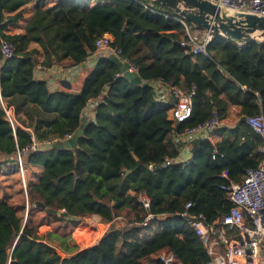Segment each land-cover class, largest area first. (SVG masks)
I'll list each match as a JSON object with an SVG mask.
<instances>
[{"label": "trees", "instance_id": "1", "mask_svg": "<svg viewBox=\"0 0 264 264\" xmlns=\"http://www.w3.org/2000/svg\"><path fill=\"white\" fill-rule=\"evenodd\" d=\"M29 3L33 12L23 32H4ZM171 17L191 24L150 0H98L91 7L63 0H0V40L13 47L11 57L0 58V96L6 109L13 106L15 114L22 111L32 119L12 125L0 105V165L14 162L16 151L33 142H47L25 154L27 164L42 167L38 182L27 186L25 224L24 205L0 200V264L210 261L181 213L192 202L189 212L201 214L206 223L227 215L231 203L221 186L240 182L263 159V140L243 117L264 109V42L239 45L213 35L206 54H193L180 45L187 36ZM103 34L137 68L142 83H130L109 56L97 58L78 92L52 91L35 78L40 50L45 67L71 68L93 54ZM156 81L193 91L187 119H170L172 101L156 100ZM97 99L94 120L82 123L83 109ZM230 106H237L240 116L232 135L216 143L192 139L190 159L174 162L182 147L176 137L214 113L222 121ZM79 128L73 149L51 146ZM141 191L149 197L148 208L138 201ZM36 212L45 220L36 219ZM148 212L155 218L143 225ZM91 216L109 228L94 244L70 246L73 230ZM119 217L124 227L113 228ZM161 256L171 259L164 263Z\"/></svg>", "mask_w": 264, "mask_h": 264}, {"label": "built area", "instance_id": "2", "mask_svg": "<svg viewBox=\"0 0 264 264\" xmlns=\"http://www.w3.org/2000/svg\"><path fill=\"white\" fill-rule=\"evenodd\" d=\"M221 6H226L239 11H250L264 15V0H208ZM146 7L145 5H143ZM179 21L187 39L180 42L183 47H188L193 54H206V46L211 41L213 33L206 29H200L193 24L185 22L182 18L171 17ZM112 37L103 34L95 40L93 54L96 58L104 56H116L128 65V70L137 73V68L127 58L121 57V50L112 46ZM13 55V47L7 41L0 40V58H8ZM193 91L185 93L178 88L169 86L167 91L156 90V100L167 102L172 98V105L168 109V115L174 123L183 121L189 117L191 111V96ZM0 105L4 108L9 122L14 125L3 99L0 96ZM243 123L259 135L263 143L259 147L263 155L262 161L257 167L248 169L240 182H232L221 186L227 192L231 203V209L225 216L206 223L201 214L193 215L189 208L193 205L188 202L181 216L187 220V225L193 228L201 238L210 261L207 264H264V109L258 114L244 116ZM223 123L214 113L206 122L186 129L181 135L185 139L207 138L208 134L222 127ZM207 135V136H206ZM70 136L65 137L68 138ZM47 142H33L21 150L16 151L15 162L20 170L23 169L22 156L31 151H36ZM217 151L213 152V157ZM151 169V166L149 167ZM226 177V171L222 173ZM138 201L144 208L149 207V197L141 191ZM155 216L147 213L143 225H148ZM99 220V219H98ZM227 231H235V235H228ZM161 259L167 263L170 257Z\"/></svg>", "mask_w": 264, "mask_h": 264}, {"label": "water", "instance_id": "3", "mask_svg": "<svg viewBox=\"0 0 264 264\" xmlns=\"http://www.w3.org/2000/svg\"><path fill=\"white\" fill-rule=\"evenodd\" d=\"M161 6L173 10L194 26L200 29L211 31L214 35L221 36L236 44L244 45L251 41L264 42V15L239 11L226 6H221L208 0H150ZM110 59L115 61L122 75L132 84L142 83L137 73L129 71L128 65L116 56L110 55ZM172 99V98H171ZM81 122L85 123L84 116ZM82 128L70 137L57 140L51 144L52 147L71 150L76 147V143L81 136ZM174 162H179L176 158ZM128 172V170H125ZM36 206L43 205L35 201ZM74 219L73 216L70 217ZM26 222L24 218L23 225Z\"/></svg>", "mask_w": 264, "mask_h": 264}, {"label": "crops", "instance_id": "4", "mask_svg": "<svg viewBox=\"0 0 264 264\" xmlns=\"http://www.w3.org/2000/svg\"><path fill=\"white\" fill-rule=\"evenodd\" d=\"M32 12H33V7L29 3L25 6V9L22 13V17L18 20V22L14 23V24L7 25L4 32L11 33V34L12 33H22L24 30V25L27 23V21L32 16ZM12 26H15L16 28L15 27L12 28ZM30 47L40 50V48L35 43H31ZM102 56H104V55H102ZM36 58H37V61L39 63L36 65V67L34 69V76L36 79L45 80L47 82L49 89L52 91L62 89V90H69L72 92H78L80 90L83 77L94 66V64L96 63V60H97L96 56L94 54H92L91 56H89L87 58V60L84 63L77 65V66H74V67H71V68L64 69V68L58 67L56 65H52L49 67H45L44 65H42L41 61L43 59V54H42L41 50L38 52ZM153 85L157 91L163 92V91H167V89H168L167 85H164L163 83H161L159 81L154 82ZM169 99L172 101L171 98H169ZM97 102H98V99L89 101L87 103V105L85 106V108L83 109L82 116L85 117L86 122L94 120L93 108ZM238 111H239V108L237 106H230L228 109L227 116L225 117V119L222 120V123H223L222 127H220L217 130L209 133L208 136L206 135L207 138H205V139H207L208 141H210L212 143H216V142L220 141L224 136H226L225 131L228 130L227 128H229L226 126V124L228 123V121L232 118V116L235 113L238 114ZM8 112L11 113V115L15 118L14 119L15 124H19L21 122L28 124L30 121H32L30 116L25 115L22 111L15 114L13 106H10L8 108ZM225 127H227V128H225ZM25 129L31 130L27 127ZM229 131H230L229 135H232L231 129ZM192 139H185L182 136L176 137L177 142L182 143L180 153L177 157L179 162H186L187 160L190 159L191 150H190L189 142L192 141ZM10 164H12V163H7L6 165L10 166ZM3 165H5V164H3ZM3 165H1V166H3ZM1 166H0V168H1ZM27 166H30V167H28L29 170L33 169L34 167L38 168V169H36L37 170L36 175L31 178L32 182L30 184L37 183L39 178H40V175L42 173V167L29 165V164H27ZM3 201H6V200H3ZM92 217H95V216H92ZM97 219H99V217H97ZM116 222H118L117 219L113 220L111 226L113 227V224ZM124 225H122L121 227H124Z\"/></svg>", "mask_w": 264, "mask_h": 264}, {"label": "rangeland", "instance_id": "5", "mask_svg": "<svg viewBox=\"0 0 264 264\" xmlns=\"http://www.w3.org/2000/svg\"><path fill=\"white\" fill-rule=\"evenodd\" d=\"M63 2H65L66 4L78 3V5L80 6L86 3L91 7L95 5L98 0H63ZM13 27L15 26H12V28ZM6 110L8 111V109ZM9 115L13 120V123L15 124V118L11 115V113H9ZM239 119L240 116L236 113L232 116V118L226 124V126L229 128L225 127L228 129L225 131L226 135L230 134V129L232 134V128L236 126ZM11 163L12 164H10V166H7V163L5 165L2 164L3 166L0 165V200H6L17 205H24L25 218L28 210V201L26 196L27 186L32 182L31 178L36 175V169L38 168L34 167L33 169L29 170L28 167L30 166H27L25 154L22 156V170H20V168L18 167L19 165L17 162L14 161ZM34 217L36 219H40L42 217V220H45L43 214H40L39 212H36ZM117 220L118 222L113 224V228H121V226L124 225V221L120 217L117 218ZM108 228L109 226L107 224L99 222L96 216L84 218L73 230L70 238V246H73V244H75L78 248H84L88 245L94 244L100 239V237L106 232ZM151 237L152 235L149 237V239ZM62 254L63 256H67L70 253L63 252Z\"/></svg>", "mask_w": 264, "mask_h": 264}]
</instances>
